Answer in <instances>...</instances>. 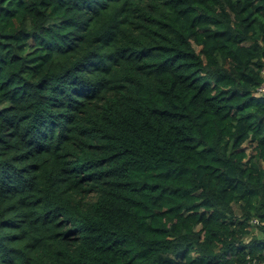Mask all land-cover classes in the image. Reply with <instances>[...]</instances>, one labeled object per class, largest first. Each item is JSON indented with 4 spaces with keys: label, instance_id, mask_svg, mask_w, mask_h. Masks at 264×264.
I'll return each instance as SVG.
<instances>
[{
    "label": "trees",
    "instance_id": "trees-1",
    "mask_svg": "<svg viewBox=\"0 0 264 264\" xmlns=\"http://www.w3.org/2000/svg\"><path fill=\"white\" fill-rule=\"evenodd\" d=\"M264 0H0V264L264 262Z\"/></svg>",
    "mask_w": 264,
    "mask_h": 264
},
{
    "label": "built area",
    "instance_id": "built-area-1",
    "mask_svg": "<svg viewBox=\"0 0 264 264\" xmlns=\"http://www.w3.org/2000/svg\"><path fill=\"white\" fill-rule=\"evenodd\" d=\"M263 94H264V85L261 88H259V91L257 92V95H263ZM261 264H264V262Z\"/></svg>",
    "mask_w": 264,
    "mask_h": 264
}]
</instances>
